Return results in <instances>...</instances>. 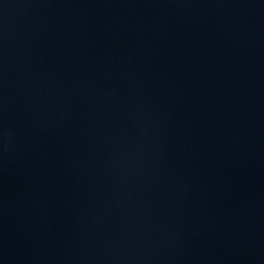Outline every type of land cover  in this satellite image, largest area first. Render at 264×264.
Masks as SVG:
<instances>
[{
	"label": "water",
	"instance_id": "1",
	"mask_svg": "<svg viewBox=\"0 0 264 264\" xmlns=\"http://www.w3.org/2000/svg\"><path fill=\"white\" fill-rule=\"evenodd\" d=\"M0 264H264V0H0Z\"/></svg>",
	"mask_w": 264,
	"mask_h": 264
}]
</instances>
